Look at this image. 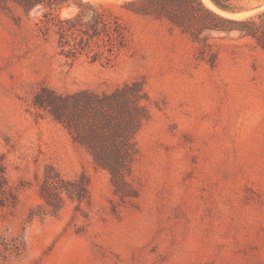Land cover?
I'll return each mask as SVG.
<instances>
[{"label": "rangeland", "instance_id": "rangeland-1", "mask_svg": "<svg viewBox=\"0 0 264 264\" xmlns=\"http://www.w3.org/2000/svg\"><path fill=\"white\" fill-rule=\"evenodd\" d=\"M84 1L108 3L127 25L129 44L109 63L65 56L53 30L39 31L41 12L0 10V165L21 187L15 205L0 206V228L24 241L0 264H264L263 51L236 32H210L212 66L166 18L136 13L128 0ZM230 4L235 18L264 11V0ZM75 10L71 2L60 15ZM132 80L143 82L150 117L127 177L136 196H120L33 98L43 86L110 92ZM46 163L84 174L89 200L29 217Z\"/></svg>", "mask_w": 264, "mask_h": 264}, {"label": "trees", "instance_id": "trees-1", "mask_svg": "<svg viewBox=\"0 0 264 264\" xmlns=\"http://www.w3.org/2000/svg\"><path fill=\"white\" fill-rule=\"evenodd\" d=\"M220 10L238 12L230 0H211ZM75 4L76 10L61 16L64 7ZM125 6L140 14L166 18L197 43L198 58L214 66L217 54L208 42L209 33H237L249 37L253 47L264 53V11L243 18L216 12L202 0H128ZM20 9L25 15L41 12L36 23L42 34L53 30L57 44L71 59L86 55L90 61L111 62L129 44V33L122 17L108 3L84 0H0V10ZM150 97L143 82L132 80L110 92L89 89L59 94L43 86L34 95L33 104L46 110L71 132L74 142L86 148L96 167L107 170L113 192L120 196H136L128 176L138 154L136 134L143 121L150 117ZM21 186H24L21 183ZM15 187L9 184L0 165V206L15 205ZM42 201L32 206L29 217L57 215L68 201L77 206L89 200L84 174L67 177L52 163L44 165L38 184ZM24 246L22 235L9 236L0 228V262L9 254L17 255Z\"/></svg>", "mask_w": 264, "mask_h": 264}, {"label": "bare ground", "instance_id": "bare-ground-1", "mask_svg": "<svg viewBox=\"0 0 264 264\" xmlns=\"http://www.w3.org/2000/svg\"><path fill=\"white\" fill-rule=\"evenodd\" d=\"M205 2L209 3L210 7L213 8L214 10H217L219 12H221L222 14L224 15H229V16H233V17H236L238 16L239 14L238 13H232V14H229L228 12H225V11H222V10H219L217 7H215L209 0H204Z\"/></svg>", "mask_w": 264, "mask_h": 264}]
</instances>
